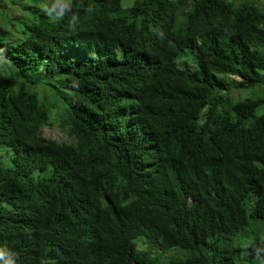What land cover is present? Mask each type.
Segmentation results:
<instances>
[{
	"label": "trees",
	"instance_id": "trees-1",
	"mask_svg": "<svg viewBox=\"0 0 264 264\" xmlns=\"http://www.w3.org/2000/svg\"><path fill=\"white\" fill-rule=\"evenodd\" d=\"M1 154L0 264H264V0H0Z\"/></svg>",
	"mask_w": 264,
	"mask_h": 264
},
{
	"label": "rangeland",
	"instance_id": "rangeland-1",
	"mask_svg": "<svg viewBox=\"0 0 264 264\" xmlns=\"http://www.w3.org/2000/svg\"><path fill=\"white\" fill-rule=\"evenodd\" d=\"M37 87L36 85H34ZM35 87H32L31 84L27 85L26 88L28 89H34ZM239 99H244L247 97L252 96V90H243L238 92ZM232 101H237L236 96L231 97ZM261 110L257 111V114H260ZM41 134L48 139H53L59 142H65L68 141V136L62 132L58 126H54L52 128L44 127L41 130ZM12 152L9 151L7 154H11ZM7 154H1V163L5 164L9 167V156ZM253 200L248 201L250 204ZM1 207H4L6 209V205H2ZM260 225L257 228L247 227L244 230L240 231L238 234L233 236L228 242L221 241L220 243L224 245L226 250H231L234 247L237 246H245L247 245L251 239H252V230H255V232L259 233L260 237L264 236V220L260 221ZM151 257L157 259V264H168L169 261L174 259H184L185 257L192 255V252L188 250H184L179 247H173L171 249L165 250L164 252L156 251V249L150 250ZM233 259L237 262H240L241 264H259L258 261H256L253 258H250L246 253L245 250L237 251L236 253L230 254ZM263 264V263H260Z\"/></svg>",
	"mask_w": 264,
	"mask_h": 264
},
{
	"label": "clouds",
	"instance_id": "clouds-1",
	"mask_svg": "<svg viewBox=\"0 0 264 264\" xmlns=\"http://www.w3.org/2000/svg\"><path fill=\"white\" fill-rule=\"evenodd\" d=\"M41 132V131H40ZM42 135V134H41ZM43 136V135H42ZM44 137V136H43Z\"/></svg>",
	"mask_w": 264,
	"mask_h": 264
}]
</instances>
